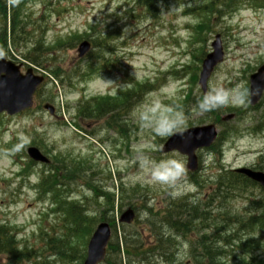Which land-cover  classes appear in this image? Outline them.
I'll list each match as a JSON object with an SVG mask.
<instances>
[{"label": "rangeland", "instance_id": "rangeland-1", "mask_svg": "<svg viewBox=\"0 0 264 264\" xmlns=\"http://www.w3.org/2000/svg\"><path fill=\"white\" fill-rule=\"evenodd\" d=\"M46 1L38 0L37 3H27L23 11L24 16L28 17L27 36L31 37V31L33 32L34 29H36L34 35L38 36L41 30L44 39L49 43L48 49L35 57L43 65L44 70L28 62L27 68H32V70L34 68V74L43 75L46 79L41 85L39 101L36 102L32 111L11 118L0 116V147L12 136H18L20 140L27 139L26 148L33 146V144L29 145L32 141L39 145L42 142L49 149L47 153L50 156L56 155L57 152L61 153L66 158V166L69 167L78 168L80 161L88 163V157H90L96 166V186L103 192L114 193L118 199L120 197L117 202L120 201L122 204V212L129 205L137 208V222L144 228H153L157 233L160 231L158 222L160 216H154L158 211L164 210L166 205L168 208L174 207L173 200L190 195L189 201L194 205L184 201L176 202V204L187 205L186 208L196 205H200V209L206 208L207 188L217 175L216 167H218L220 153L202 151L199 154L202 162L201 170L194 177L199 182V186L194 184L189 176L190 188L173 198L169 191L147 183V178L142 179L135 161L141 153L148 154L154 159L183 157L177 153L162 154L159 152L164 144L163 141L167 138L156 137L150 130L143 128L139 119L140 113L156 102L164 105L165 101L179 96L181 91L186 92L188 86L185 80L188 82L190 76L200 72L198 69L201 64L197 59L195 60L194 55L200 58L202 52H205V55L209 54L211 43L217 34L220 36L224 59L213 71L207 86L211 87L221 82L220 78H223L222 82L226 87L236 84L248 87L250 75L264 63V9H255L251 3L245 2L241 5L237 3L238 5L234 7L236 10L228 12L221 4L225 0H202L201 3L198 0H159L157 10L150 14L144 6L138 5L136 0H69L52 3H50L51 0ZM212 1L215 2L216 10L205 15L209 29L205 28V31L198 34L200 31L195 32L193 28L200 18H197L199 15L193 9L206 5L202 3ZM47 4L53 7H44ZM74 34L87 37L83 40L95 41L89 53L90 57L77 59L76 49L80 41L72 43ZM32 47L27 44V49ZM21 58L13 52L10 60L21 62ZM186 64L190 66L185 72L188 75L182 81L174 79L173 68L182 71ZM89 66L94 74H83ZM25 69L26 67L23 70ZM56 72L62 77L61 82L56 80L57 76L54 74ZM136 82L159 84V88L146 95L143 101L130 109V114L124 118V126L127 123L129 126L127 134H130V139L125 141L117 139L118 132L109 128H107L109 130L105 129L103 125L105 120L101 121V119L95 120L96 123H89L85 120L81 122L80 127L87 133H95L94 136H86L83 131L77 132L69 126L75 122L74 114L78 101L82 97L87 99L99 95H114L118 88L124 89ZM190 91L187 101L189 105L193 98L197 99L202 95L196 82L192 83ZM261 102L258 109L254 111L249 108L230 107L205 115L196 114L193 106L190 116L186 115L187 127L214 123L213 115L222 119L233 114L235 119L222 123V125L226 123L224 126L228 131L234 132L232 139H228L224 144L223 168L225 170L241 167L254 168L264 173V130L262 133L254 132L260 124L264 129V95ZM45 104L53 106L55 118L50 117L43 110L42 106ZM235 109H241V111L239 110L237 114ZM112 122H117V118ZM217 130L220 133L222 128L217 126ZM251 130L255 134L251 133ZM112 139L118 141L111 143ZM100 140L104 141L100 142ZM42 144L41 149H43ZM5 152L0 148V222L8 226L13 224L23 228L22 236L27 239L28 245L44 250V243L40 242L42 240L39 231L43 229V235L46 234L48 239L53 238L50 235L53 228L61 234L60 229H56L58 225L61 227L60 215L57 219L51 215L43 219L42 214L48 213L47 203L36 201L33 191L24 184L20 186L21 181L14 177V170L17 168L13 166L10 157ZM209 154L212 160L205 164L204 160ZM261 155L263 159H260ZM58 162H60L59 159ZM88 166L93 167V165ZM63 172L62 170L61 173ZM73 182L79 183V179ZM84 183L83 181L82 184ZM63 184L67 186L70 183L63 182ZM136 186L141 189L135 188ZM88 188V185L79 186L78 194L75 195L79 197L83 205L88 206L90 216H99L105 205L103 203L100 206L91 205L89 200H91L92 193ZM131 190L135 192L129 193ZM139 190L141 194L138 193ZM255 196L264 199L263 191L256 187L246 188L243 191L236 190L225 202L217 201L213 205L216 212L209 213L212 222H216L211 225H216L219 229L224 227L222 219L224 209L232 215L251 212L250 201ZM181 206L178 207L177 216L185 213L183 209H180ZM118 215L119 212L117 213L116 210L109 215L110 218L115 219L113 228L116 238L114 236L112 238L114 242L115 239L119 241L123 239L125 233L136 234L134 227L120 228L117 223ZM104 216L109 217L108 212ZM169 219L172 220V218ZM194 219L195 215H187L188 224L196 227L199 221H194ZM144 228L143 231L139 230L144 233L143 239L149 234V231ZM231 228L230 226L228 229ZM197 230L199 229L193 228L189 232ZM162 231L169 237L172 235L169 232L170 229L168 231L165 226ZM211 232L212 230H209L206 235ZM193 233L186 235L189 242H195L201 235L195 234L196 240H193ZM216 237L218 241L210 237L209 242L213 240L209 244L211 249L226 251L227 249L219 241L221 236L217 234ZM18 242L23 241L18 239ZM169 244H172L175 249L172 239L169 240ZM194 245L190 247L192 253L203 255L202 249ZM55 246L57 249L56 239ZM261 246L257 256L264 258V234L261 237ZM41 254H43L45 264L55 262L54 258L45 256L43 252L38 253V255ZM234 255L241 256L238 251H235L227 258L220 257L218 262L235 264ZM187 256L188 246L183 244L179 247L178 261L171 259L172 262L165 264H193L191 258ZM120 257L121 260H126L125 256L123 258L120 255ZM1 259L3 260V257ZM196 259L198 264H208L207 261L200 263L201 259L198 257ZM250 261V258L246 257V262ZM158 264L164 263L159 261Z\"/></svg>", "mask_w": 264, "mask_h": 264}, {"label": "trees", "instance_id": "trees-1", "mask_svg": "<svg viewBox=\"0 0 264 264\" xmlns=\"http://www.w3.org/2000/svg\"><path fill=\"white\" fill-rule=\"evenodd\" d=\"M30 1L31 0H10V6L7 8L4 0H0V56L10 55V52H15L26 58L25 54H27V60L30 63L40 66V62L35 57L37 54L46 51L48 48L44 47L40 37L34 35L36 34V29H34L33 32L31 31V37L27 36L28 17L26 18V16H24L23 11L25 5H27ZM141 1L147 7L148 12H153L154 0H138L139 3ZM202 10V8H199L200 12H203ZM82 38V36L74 35L72 37V43L79 42ZM27 44H30L33 47L27 49ZM93 45H95V41H93ZM88 69L90 70L91 66H89ZM54 74H56L57 77H60L57 72ZM193 76L194 79L196 75ZM141 89V87H137V89L131 91L120 92L118 97L114 98L96 97L91 98L88 101H80L79 106L76 109V117H78V119L94 121L108 118L106 125L111 129L122 133L124 128L121 125V118L128 113L131 105L133 104V99ZM214 117L215 122L219 123V118L215 115ZM115 118H117L118 123L112 122ZM230 134H232V132H230ZM224 135L225 134H221L219 141L225 138ZM217 149L218 146H213L211 150L216 152ZM86 170L87 168L80 172L78 177L82 178ZM57 174L56 176H58ZM73 174L74 172L68 169L66 170V177H70V175L73 176ZM87 177L90 178V176ZM71 179L67 178V180ZM215 181L216 187L214 197L216 195L225 197L238 185H254L241 176L230 172H223L222 170ZM134 192L135 191L131 190L129 193L132 194ZM138 193H140V190ZM105 204L107 205L109 212H113V202L111 200L109 202L106 198ZM251 204L254 209L245 218L238 216L230 217L224 213L223 219L225 224L236 225L237 232L235 231L234 233H231L233 231H224L222 242L225 249H231L233 252L238 251L241 256L243 255L242 259L241 256L237 257V255H234L235 260L239 262V264H264V258H259V256H257L262 247L261 234H264V200H253L251 201ZM185 206L186 205L182 206L180 209H185ZM178 211L179 209L177 207L175 210L166 209L165 212L167 214L173 213L178 215ZM190 211L198 213L195 207L190 208ZM62 218V221L65 223L64 230L66 235L63 239L56 241L65 247L58 248L57 252L54 254L61 256L70 253V256L67 258L69 259V263L75 259H80L81 262L84 256H82V254L80 256H76V254H78L77 248H83L85 246L94 229L97 219L87 216L82 208H80L76 203L63 204ZM215 231L217 232V230ZM13 234L14 233L11 234V231L9 232L5 226H0V264H44L40 262L34 250L26 245H22L21 247L18 246L15 241V235ZM257 234H259V237H257ZM246 235L247 237L244 238ZM117 244L118 243L116 242L115 245L117 246ZM208 250L209 251L206 254L210 257V249L208 248ZM227 250L221 252L223 258H227L232 255V252ZM125 253L127 256L132 254L134 255V253L131 252ZM245 256L250 258L251 261L246 262ZM2 257H4V260H1ZM67 259L65 258L64 260L66 261ZM108 264L115 263L109 260Z\"/></svg>", "mask_w": 264, "mask_h": 264}, {"label": "water", "instance_id": "water-1", "mask_svg": "<svg viewBox=\"0 0 264 264\" xmlns=\"http://www.w3.org/2000/svg\"><path fill=\"white\" fill-rule=\"evenodd\" d=\"M211 47L214 52L208 55L203 61L199 79V84L203 92L213 68L222 61V52L218 36ZM88 48L89 45L86 42L80 44L78 48L79 57H82L87 52ZM2 73H4V76H1ZM40 82L41 78L33 77L30 70L27 71L25 76H21L18 67L6 63L5 61H0V113L6 112L12 115L29 108L32 104L31 96ZM257 86L264 87V65L258 69L256 74L250 77V88H255ZM260 97L261 95L253 97L250 105H256ZM230 118L231 117L227 119ZM216 134L214 126L189 129L183 137L174 135L169 139L164 145L162 152L168 153L176 150L180 154L186 155L188 157L187 168L195 172L197 170V158L194 155L195 151L200 148L209 147L214 142ZM29 155L35 160L45 162V159L34 149L29 150ZM236 172L245 175L264 188L263 173L252 172L248 169H240ZM132 219V211L127 210L120 217V222L129 223ZM109 237L110 230L108 225L100 224L89 242L87 258L84 264H97L103 260L105 246Z\"/></svg>", "mask_w": 264, "mask_h": 264}, {"label": "clouds", "instance_id": "clouds-1", "mask_svg": "<svg viewBox=\"0 0 264 264\" xmlns=\"http://www.w3.org/2000/svg\"><path fill=\"white\" fill-rule=\"evenodd\" d=\"M218 82L211 87L205 86V90L195 102L193 111L198 115H205L230 107L248 108L252 103V98L264 94V87L257 86L249 88L243 84H236L226 87L222 82ZM110 83V82H109ZM140 122L143 128L159 138H169L174 135L183 137L188 131L187 116L180 107L162 105L159 102L150 107H146L140 113ZM27 139L12 149L17 151L24 147ZM212 160L211 154L207 155L204 163ZM141 178H147V183L159 186L170 192L173 198L181 195L190 188L189 170L183 158L162 157L154 159L152 156L141 153L135 161Z\"/></svg>", "mask_w": 264, "mask_h": 264}, {"label": "bare ground", "instance_id": "bare-ground-1", "mask_svg": "<svg viewBox=\"0 0 264 264\" xmlns=\"http://www.w3.org/2000/svg\"><path fill=\"white\" fill-rule=\"evenodd\" d=\"M189 214L195 215L194 221H199L198 226L193 227L192 225L190 226L188 224L187 215H189ZM211 223H212V218L209 215H203V214H200L197 212H192V211H190V209H187L185 211L184 215L174 217V220L169 223V229H170L169 232L172 231L171 232L172 234L181 235L183 233L189 232L193 228H197L199 230H202L203 232H206L210 229ZM212 239H214V241H216L215 238H212ZM211 242H207V241L204 242L205 246L210 249V257L207 254H204L200 263L207 261L208 264H220V262H218V259L220 257H223L221 254L222 249L220 251L212 250L210 245H209ZM222 245H223V243H222ZM229 252H233V250L230 249Z\"/></svg>", "mask_w": 264, "mask_h": 264}]
</instances>
